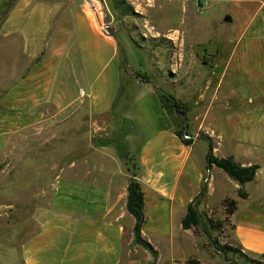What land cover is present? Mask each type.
I'll return each instance as SVG.
<instances>
[{"label":"crops","instance_id":"0c3cea01","mask_svg":"<svg viewBox=\"0 0 264 264\" xmlns=\"http://www.w3.org/2000/svg\"><path fill=\"white\" fill-rule=\"evenodd\" d=\"M31 1L17 0L11 9L18 18L12 33L31 60L12 96L20 104L16 113L30 115L62 96L64 167L49 202L52 215L21 242V263L186 264L193 257L204 263L199 239L182 219L202 187L199 212L232 198L225 193L209 201L218 176L236 191L233 240L241 251L264 256V212L255 213L264 211V0H203L198 6L197 12L206 8L231 27L225 50L215 45L209 60L187 63L177 52L176 78L165 92L186 104L190 144L177 134L179 123L162 92L124 69L115 39L101 31L84 0H62L56 13L49 7L39 16L36 10L47 6L29 10ZM210 144L218 158L257 165L254 178L240 185L224 170L228 177L213 173L212 165L204 185ZM122 154L132 158L134 171ZM133 173L143 193L141 236L155 258L133 243L135 219L126 207Z\"/></svg>","mask_w":264,"mask_h":264},{"label":"rangeland","instance_id":"374dc122","mask_svg":"<svg viewBox=\"0 0 264 264\" xmlns=\"http://www.w3.org/2000/svg\"><path fill=\"white\" fill-rule=\"evenodd\" d=\"M16 1L0 0V264H22L21 242L36 230L40 220L52 215L49 202L56 178L62 177L64 167L62 96L56 102L40 104L37 109L41 111L35 114L16 113L20 104L12 96V89L31 64L22 48V39L12 33L18 22L17 17H11ZM71 1L80 3L81 0ZM84 1L98 16L101 31L106 20L113 30L124 69L147 76V81L155 85L165 84L164 91H170L167 86L176 78L179 53L183 56L180 60L187 63L194 60L198 65L211 58L215 45L220 43L222 52L228 45L224 35L228 34L231 24L220 21L218 15L207 12L206 8L197 12L203 0ZM31 2L29 10L37 3L47 6L45 10L42 7L36 10L39 16L47 14L49 7H54L56 13V6L62 0ZM23 12L27 14L28 10ZM226 86L227 80L221 92ZM170 101H167L168 107ZM177 121L181 128V118ZM127 163L134 171L132 158ZM215 171L228 177L218 167L213 168L212 172ZM207 173L206 170V176ZM217 180L216 192L209 201L217 203L225 193L235 200V189L222 177L218 176ZM200 211L206 232L199 227L194 234L199 239L204 264H264V256H252L241 250V253L231 250L223 258L215 243L233 248L238 245L231 236V223L218 204L205 206ZM262 212L255 209V213ZM245 213L250 215L252 211ZM209 222L220 225L219 229L208 227Z\"/></svg>","mask_w":264,"mask_h":264},{"label":"trees","instance_id":"16d2710c","mask_svg":"<svg viewBox=\"0 0 264 264\" xmlns=\"http://www.w3.org/2000/svg\"><path fill=\"white\" fill-rule=\"evenodd\" d=\"M122 65H123V61H122ZM133 75H135L137 78H139L142 81L147 82L148 80L147 76L141 75L139 72H133ZM161 95L165 101H169V99L171 100L170 107L168 108L173 115H174L173 106H176V109L178 111L186 114V111H187L186 104L177 100L173 96L167 95L164 92H162ZM174 117H176V119L181 118L175 115ZM181 121H182L183 126L181 128L179 127V130H177V134L180 137H182V140L184 143L190 144L192 142V139L188 137L187 138L183 137L184 120L181 118ZM187 134L190 135L188 132ZM122 157L126 160L128 159L126 154H122ZM207 161L210 163V168L212 165H215L218 168H221L227 173L229 177L238 181L240 185H243L244 183L251 181L254 178L256 169L258 168L257 165L242 166L236 163L232 157L218 158L214 156L211 152V144H210V150H208V153H207ZM134 175L135 174L133 173L132 177L129 180L128 186H127L128 194H127V203H126L128 212L132 214V216L135 219V224L133 226V243L146 249L152 255V257L155 258L156 253L153 250L152 246L146 240H144L141 236V228L145 220V214H144V209H143L144 201H143V193L141 191L140 184L134 178ZM204 191H205V187H202L200 193L196 196V202L198 198L203 195ZM238 195L242 198H245L246 192L242 188H239ZM196 202L188 204L186 214L184 218L182 219V227L184 229H188V228L193 229V232L195 234H197L196 228L201 227L202 232L205 233L206 227L204 226V223L202 222V215L195 207ZM221 206L223 207L226 218L229 219V217L236 210V201L230 197H226L221 201ZM209 226L217 230L219 229L220 225L209 222L208 227ZM215 245H216L217 250L219 252H223L224 254H227L231 250L241 253L240 251L241 249L238 246L236 248H233L226 244L219 245L215 243ZM148 264H155V263L150 262ZM186 264H204V263H202L200 260L193 257V258L187 259Z\"/></svg>","mask_w":264,"mask_h":264},{"label":"water","instance_id":"95a60500","mask_svg":"<svg viewBox=\"0 0 264 264\" xmlns=\"http://www.w3.org/2000/svg\"><path fill=\"white\" fill-rule=\"evenodd\" d=\"M86 1H88V0H86ZM102 32H103L104 34L108 35V36L114 37V32H113V30L110 28L109 24L107 23V20H106L105 29H104ZM124 59H125V58H124ZM124 63H125V65H127L126 60H124ZM147 83L150 84L155 90L166 93L161 87L155 85V84L152 83L151 81H147ZM173 113H174L175 116H179V117H181V118L184 120L185 127H184V129H183V137H184V138L189 137V135L187 134V128H186V114L183 113V112L178 111V110L176 109V106H173ZM206 166H207L206 170H207L208 173H209V170H210V163H209L208 161L206 162ZM208 173H207V176H206L205 179H204V185H205L206 181L208 180V177H209V174H208ZM196 209H197V208H196ZM220 253H221L222 257L224 258V253H223V252H220Z\"/></svg>","mask_w":264,"mask_h":264},{"label":"built area","instance_id":"2783aa9c","mask_svg":"<svg viewBox=\"0 0 264 264\" xmlns=\"http://www.w3.org/2000/svg\"><path fill=\"white\" fill-rule=\"evenodd\" d=\"M81 93H83V91H81Z\"/></svg>","mask_w":264,"mask_h":264}]
</instances>
